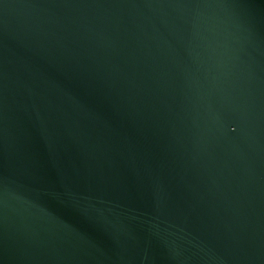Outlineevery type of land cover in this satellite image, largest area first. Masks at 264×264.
Listing matches in <instances>:
<instances>
[{"label":"water","instance_id":"1","mask_svg":"<svg viewBox=\"0 0 264 264\" xmlns=\"http://www.w3.org/2000/svg\"><path fill=\"white\" fill-rule=\"evenodd\" d=\"M0 264H264V0H0Z\"/></svg>","mask_w":264,"mask_h":264}]
</instances>
